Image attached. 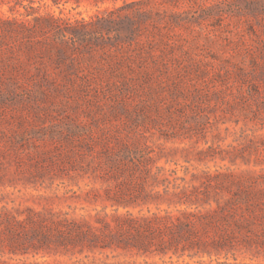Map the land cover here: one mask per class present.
<instances>
[{
	"label": "rangeland",
	"instance_id": "374dc122",
	"mask_svg": "<svg viewBox=\"0 0 264 264\" xmlns=\"http://www.w3.org/2000/svg\"><path fill=\"white\" fill-rule=\"evenodd\" d=\"M0 264H264V0H0Z\"/></svg>",
	"mask_w": 264,
	"mask_h": 264
},
{
	"label": "trees",
	"instance_id": "16d2710c",
	"mask_svg": "<svg viewBox=\"0 0 264 264\" xmlns=\"http://www.w3.org/2000/svg\"><path fill=\"white\" fill-rule=\"evenodd\" d=\"M131 221L132 222H136L137 227L140 228V231L138 232L139 235H140L139 237L143 236V238H149V237L154 236V233H156V232L159 233V228L158 227L160 225L158 223L161 222V218L158 217V216H154L153 219H140V220L138 219V220H135V221L127 220L128 227L135 229L134 227H132ZM82 237H83V235H81V234L77 235V239H81ZM142 239L138 238L137 245L143 247V246H145V244L143 243Z\"/></svg>",
	"mask_w": 264,
	"mask_h": 264
}]
</instances>
